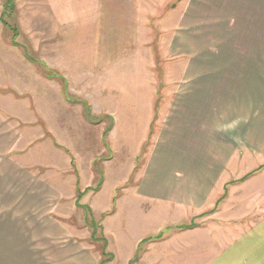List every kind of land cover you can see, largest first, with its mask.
<instances>
[{"label": "rangeland", "instance_id": "rangeland-1", "mask_svg": "<svg viewBox=\"0 0 264 264\" xmlns=\"http://www.w3.org/2000/svg\"><path fill=\"white\" fill-rule=\"evenodd\" d=\"M3 1L7 15L1 12L2 20L12 32L5 26L0 29V114L14 125V147L21 150L17 156L15 149L8 155L41 159L50 152L52 162V149L64 150L60 151L65 158L57 165L63 168V179L70 181L62 191L69 197L61 202L66 208L59 210L50 204L42 211L69 229L59 237L61 256L67 251L76 263L89 257L100 264H264V172L257 176L254 171L249 179L248 175L231 181L229 190L228 186L221 193L217 189L207 207L197 210L179 202L172 205L143 199L137 189L138 175L121 176L116 164V158L131 149L127 130L136 133L131 126L140 125V135L151 132L150 139L144 143L141 139L145 147L138 165L142 168L159 136L160 123L149 130L148 119L132 118L130 113L136 109L132 101L144 100L145 112L149 99L157 98L165 73L172 81L178 80L174 68L180 65V47L174 39L183 30L196 33L188 25L195 20L188 18L195 16L197 4L213 0H15L10 13L9 1L0 0V5ZM251 5L252 17H256L259 9H254V0ZM210 17L211 10H205L204 18ZM139 108H144L142 103ZM84 111L111 112L113 119L117 112L124 115L116 119V127L104 143V129L111 127L113 119L104 118L94 125ZM55 115L76 117L72 122L66 118L64 128L54 129L57 125L51 119ZM36 129L44 135L42 142ZM25 133L28 139H24ZM23 140L27 148L19 145ZM74 146L79 152L69 150L67 154L66 148L74 151ZM96 157L107 158V164L99 158L93 165ZM50 162L46 160L47 167L38 171L37 166H30L33 163L21 167L23 185L19 182L12 192L35 196L39 191L33 183L43 182L54 192L53 176L57 178L61 170ZM250 162L254 165L255 159ZM100 165L104 180L93 169ZM78 176L98 187L102 182L108 196L116 188L114 196L119 200L112 206L116 211L104 212L107 205L94 202L95 192L88 194L86 202H75L73 183ZM232 183L237 186H230ZM61 212L71 214L73 223ZM44 256L51 257L48 252Z\"/></svg>", "mask_w": 264, "mask_h": 264}, {"label": "crops", "instance_id": "crops-1", "mask_svg": "<svg viewBox=\"0 0 264 264\" xmlns=\"http://www.w3.org/2000/svg\"><path fill=\"white\" fill-rule=\"evenodd\" d=\"M251 1L213 0L197 4L195 16L188 18L195 20L189 21L188 25L197 32L183 30L174 39L176 47H180V65L174 68L178 80L172 81L171 75L165 73L157 98L155 101L149 99L145 112L144 100L133 99L132 105H136V109L133 108L130 113L132 118L148 119L149 130L154 123H160L159 136L146 153L141 169L138 163L145 147L141 145V139L143 143L150 139L151 132L140 135V125L131 126L136 133L127 130L131 137V149L126 155L122 151L123 155L116 158L120 170L117 172L121 176L126 175L130 179L138 175L137 189L143 199L172 205L179 202L201 210L207 207L217 189L218 193L224 192L225 186L229 190L231 181L246 179L248 175L249 179L254 171V175L264 172V0H254V9H259L256 17H252ZM4 5L3 1L0 5V29L5 26L12 32L11 26L2 20ZM205 10H211L210 18H204ZM67 99L71 101L74 98L69 95ZM141 103L142 109L139 108ZM84 113L88 122L94 121V125L100 124L99 120H110L114 116L111 112ZM120 114L124 115L117 112L116 118L110 120L111 127L104 129V143L115 129L114 123ZM3 117L0 114V264H100V261L93 262L89 257L76 263L75 258L67 256V251H62L61 256L59 237L69 229L54 216H44L42 212L50 204L51 207L58 206L59 210L60 207L66 208L61 202L69 197L62 191H66L65 186L70 185V181L63 179V168L57 165L59 159L65 158L61 152L64 150L56 152L57 148L52 149V162L48 157L50 152L43 154L41 159H37V155L16 157L21 150L18 146L14 147V125L7 124ZM75 117L55 115L51 121L56 122L54 129H58L64 128L66 118L72 122ZM52 131L55 133V130ZM37 135L42 142L44 135H39L38 130ZM117 142L114 146L116 153L119 148ZM27 144L23 140L19 145L27 148ZM58 145L63 146L61 143ZM74 148L73 151L67 147V154L69 150L79 152L78 148ZM12 149H15L16 156L8 155ZM99 158H95L93 165L101 160ZM251 158L255 159L254 165L250 162ZM46 160L53 168L61 170L56 175L58 179L53 176L54 192L44 182L33 183L39 191L35 196L12 192L13 186L19 182L23 185L19 175L25 173L21 167H29L28 163H33L30 166H37L38 171V168L47 167ZM107 160L102 159V164L103 161L107 164ZM93 169L101 179V165L96 169L93 166ZM80 175L87 177V174ZM234 183L230 186H237ZM73 184L77 193L76 199L73 198L75 202L84 201L89 193L95 192L94 202L107 205L104 212L108 209L114 212L115 207L112 210V206H116L119 200L114 196L116 188L108 196V192L101 188L102 182L98 187V183L88 184L78 176ZM37 206L39 210L34 208ZM61 215L73 223L71 214L61 212ZM161 230L163 228L158 232ZM47 252L51 257L44 256Z\"/></svg>", "mask_w": 264, "mask_h": 264}, {"label": "trees", "instance_id": "trees-1", "mask_svg": "<svg viewBox=\"0 0 264 264\" xmlns=\"http://www.w3.org/2000/svg\"><path fill=\"white\" fill-rule=\"evenodd\" d=\"M9 1V4H8V11H7V13L9 12L10 13V10H12L13 8L12 7H14V1L15 0H8ZM5 15H7L6 14V10H5V13L3 14V16H5ZM93 232H96V229L93 231ZM161 233V232H160ZM155 240V239H154Z\"/></svg>", "mask_w": 264, "mask_h": 264}]
</instances>
